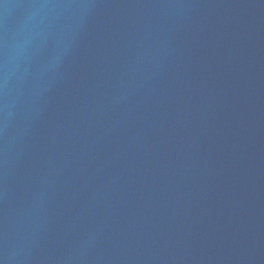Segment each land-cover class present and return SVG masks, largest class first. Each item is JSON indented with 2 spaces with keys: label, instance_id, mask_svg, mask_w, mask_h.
Here are the masks:
<instances>
[{
  "label": "water",
  "instance_id": "1",
  "mask_svg": "<svg viewBox=\"0 0 264 264\" xmlns=\"http://www.w3.org/2000/svg\"><path fill=\"white\" fill-rule=\"evenodd\" d=\"M0 264H264V0H0Z\"/></svg>",
  "mask_w": 264,
  "mask_h": 264
}]
</instances>
